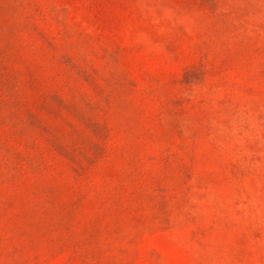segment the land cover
Returning a JSON list of instances; mask_svg holds the SVG:
<instances>
[{
	"label": "rangeland",
	"instance_id": "374dc122",
	"mask_svg": "<svg viewBox=\"0 0 264 264\" xmlns=\"http://www.w3.org/2000/svg\"><path fill=\"white\" fill-rule=\"evenodd\" d=\"M0 264H264V0H0Z\"/></svg>",
	"mask_w": 264,
	"mask_h": 264
}]
</instances>
